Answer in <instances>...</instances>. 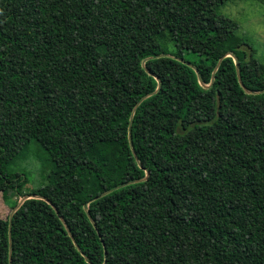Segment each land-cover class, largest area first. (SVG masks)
I'll return each instance as SVG.
<instances>
[{
  "label": "trees",
  "instance_id": "1",
  "mask_svg": "<svg viewBox=\"0 0 264 264\" xmlns=\"http://www.w3.org/2000/svg\"><path fill=\"white\" fill-rule=\"evenodd\" d=\"M237 1L0 0V192L33 196L0 264H264V57Z\"/></svg>",
  "mask_w": 264,
  "mask_h": 264
},
{
  "label": "rangeland",
  "instance_id": "2",
  "mask_svg": "<svg viewBox=\"0 0 264 264\" xmlns=\"http://www.w3.org/2000/svg\"><path fill=\"white\" fill-rule=\"evenodd\" d=\"M221 13L235 19L240 24V34L249 39V42L254 47L257 56L260 59L264 57V0H240L235 3L224 5L220 9ZM166 45V42H162ZM151 46V43H148ZM191 57V55H187ZM192 59V58H190ZM33 166V165H32ZM29 170V168H27ZM31 175V183L43 181L47 174V168L38 164L33 166ZM11 192H0V217L7 219L13 212V208L8 204L11 197ZM17 199L16 197L13 200Z\"/></svg>",
  "mask_w": 264,
  "mask_h": 264
},
{
  "label": "water",
  "instance_id": "3",
  "mask_svg": "<svg viewBox=\"0 0 264 264\" xmlns=\"http://www.w3.org/2000/svg\"><path fill=\"white\" fill-rule=\"evenodd\" d=\"M228 56H234L233 54H231V53H229L228 54ZM223 59V58H222ZM235 61H236V63H238L237 62V59H235ZM238 65V64H237ZM148 72H150L149 70H148ZM202 84H204L203 82H201ZM205 87H208V85H205ZM146 98V97H145ZM145 98H143V99H145ZM131 123H132V120H131ZM131 123H130V128H129V133H130V142H131V145H132V148H133V143H132V138H131ZM148 174V173H147ZM105 194H107V193H105ZM105 194H103V195H105ZM102 195V196H103ZM33 196H26V197H24V198H22V200L20 201V203H19V205L15 208V209H13V212H12V214L10 215V218H9V221H10V224H9V226H10V240H11V228H12V221H13V215H14V213H15V211L17 210V208L26 200V199H28V198H32ZM101 196H98V197H96L94 200H96V199H98V198H100ZM88 208H89V204L87 203L86 205H85V209H86V211H88ZM10 261H11V263H12V259H10Z\"/></svg>",
  "mask_w": 264,
  "mask_h": 264
}]
</instances>
